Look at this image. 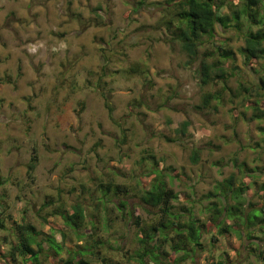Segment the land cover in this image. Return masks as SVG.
Returning <instances> with one entry per match:
<instances>
[{
  "label": "clouds",
  "instance_id": "clouds-1",
  "mask_svg": "<svg viewBox=\"0 0 264 264\" xmlns=\"http://www.w3.org/2000/svg\"><path fill=\"white\" fill-rule=\"evenodd\" d=\"M0 264H264V0H0Z\"/></svg>",
  "mask_w": 264,
  "mask_h": 264
}]
</instances>
